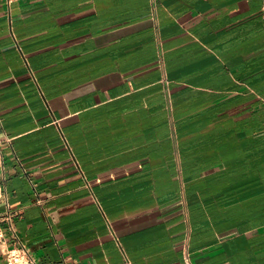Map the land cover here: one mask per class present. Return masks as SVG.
Masks as SVG:
<instances>
[{
	"label": "crops",
	"instance_id": "obj_1",
	"mask_svg": "<svg viewBox=\"0 0 264 264\" xmlns=\"http://www.w3.org/2000/svg\"><path fill=\"white\" fill-rule=\"evenodd\" d=\"M263 9L0 0L7 245L37 264H264Z\"/></svg>",
	"mask_w": 264,
	"mask_h": 264
},
{
	"label": "built area",
	"instance_id": "obj_2",
	"mask_svg": "<svg viewBox=\"0 0 264 264\" xmlns=\"http://www.w3.org/2000/svg\"><path fill=\"white\" fill-rule=\"evenodd\" d=\"M11 1V0H9ZM264 10V9H263ZM10 221V217L6 218ZM0 251L4 253L7 264H37L35 257L26 244L8 246L0 219Z\"/></svg>",
	"mask_w": 264,
	"mask_h": 264
}]
</instances>
